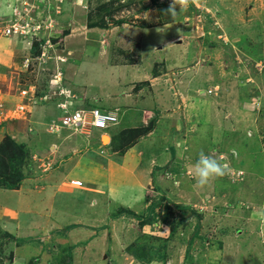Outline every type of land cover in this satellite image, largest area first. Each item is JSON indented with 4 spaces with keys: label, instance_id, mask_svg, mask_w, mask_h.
Instances as JSON below:
<instances>
[{
    "label": "rangeland",
    "instance_id": "rangeland-1",
    "mask_svg": "<svg viewBox=\"0 0 264 264\" xmlns=\"http://www.w3.org/2000/svg\"><path fill=\"white\" fill-rule=\"evenodd\" d=\"M171 2L0 0V13L7 8L11 15L0 20V45H7L10 58L9 65L0 62L8 68L7 80L21 89L47 92L49 99L62 95L56 63L61 62L65 36L86 37L94 28L99 37L91 33L90 40H103L100 46L108 51L104 30L122 22L143 28L170 21L178 33L161 45L168 60L156 52L145 57L155 59L150 67L155 80L149 85L155 105L136 118L137 128L125 119L116 123L119 136L112 152L117 156L143 141V150L134 152L146 160L144 172L152 170L145 176L134 173L142 175L143 197L115 204L105 199L84 208L91 217L78 225L87 227L82 235L70 236V221L57 229L54 219L60 213L42 201L45 192L40 189L55 169L47 129L38 139L34 129L31 135L22 129L24 123L11 122L12 115L0 108L8 119L4 123H13L5 125L0 145L12 136L25 150L16 191L27 201L31 196L30 204L22 200L30 208L18 207L24 213L0 204V264H264V228L253 215L264 210V0H199L184 12L177 5L175 17L165 11ZM14 22L21 27L19 33L5 36L3 31ZM74 26L78 29L71 31ZM124 43L125 38L117 44L119 50ZM60 72L71 74L65 67ZM125 123L124 136L120 126ZM17 131L30 136L15 137ZM91 131L79 135L89 141ZM106 138L104 144L110 142ZM85 143L76 155H84ZM201 152L228 166L224 177L205 187L191 174ZM66 181L64 192L72 188ZM37 192L40 197H34ZM72 193H63L66 201L60 209L80 210L68 204L77 200ZM6 199L0 196L2 203Z\"/></svg>",
    "mask_w": 264,
    "mask_h": 264
},
{
    "label": "crops",
    "instance_id": "crops-1",
    "mask_svg": "<svg viewBox=\"0 0 264 264\" xmlns=\"http://www.w3.org/2000/svg\"><path fill=\"white\" fill-rule=\"evenodd\" d=\"M10 16L7 8H5L0 13V20H2V17ZM121 24L104 30L107 32V39L104 41L108 45V51L100 46L103 40H90L89 36L91 33H97L99 37V30L95 33L92 32L95 30L94 28H91V31L86 26L89 30L85 34L86 37L81 34L65 36V39H63L64 48L59 51L60 54L58 55L61 62L57 61L56 64L59 74H61V78L58 77L59 87L66 92V95L58 94L59 98L54 96V94L50 99L48 97L45 100L47 92L38 94L32 86L28 89H21L17 87V83L12 82L10 84L6 73V71L9 72L8 68H3L0 64V68L3 69V72H0L2 78L0 79V108L4 112L8 111V116L10 117L14 110L24 105L27 109L26 113L19 114V116L12 115L9 120L15 124L24 123L25 127L22 129H29L31 135L36 131L38 139L45 135L44 133L47 129V141L50 142L49 149L51 153L55 154L53 160L50 162L55 163V169H52L53 172L48 176L46 184L40 189L42 190V194L45 192L43 195L45 200H41L44 204L47 203L46 201H49L50 207L55 208L60 213V216L56 214L58 218L54 219L57 229H64L61 225L66 223V221H70L72 224L70 236L72 233L75 234V232L76 235H82L84 230H86L87 227H78V225L82 224L81 220L91 217H88L84 213V208L93 207L97 202L103 204L105 199L107 203L111 204H115L117 201L127 203V197L132 198L133 196L134 200L138 198L142 199L141 190L143 189L139 186L140 179H142V175H149L152 171L148 170L144 172L148 167L143 165L146 163L144 162L146 160H141L136 156L137 154H134L143 144V141L136 143L128 150L119 152L120 156L112 152L114 147L113 142L117 141L116 138L119 136L118 130L115 129L124 119L126 123L127 120L130 121L129 125L135 124L136 118H140L145 114L147 115L149 109L155 105L153 89L151 92L149 88V85L152 88L153 80H155L153 70L150 68L154 67L155 59H147L145 57L156 52L159 56H162L161 59L168 60L164 58L165 48L161 45L168 41L170 43L173 37H178V33L176 34L174 31L175 23L170 21L168 23H160L158 21L154 27L151 25L143 28L128 26L129 24H125L124 22ZM77 29L78 27L74 26L71 31H76ZM124 38V48L127 50H124V48L119 50L117 44L123 41ZM1 43L0 62L9 65L8 61L10 58L7 45L5 43L3 45V42ZM74 43L75 46H71ZM87 46H89V49L85 50ZM109 51L111 52L109 53ZM162 51L164 54H162ZM170 59L173 58L170 57ZM64 67L68 68V71L71 72L66 77L64 73L60 72ZM156 80L158 81V79ZM160 80H164V78L161 77ZM24 90L28 92L26 96L22 95ZM155 93H157V88ZM61 104L66 105V110L70 113L77 110H91L95 108L103 112H116L118 113L119 123L115 124L112 127L113 129L109 128L105 131L92 129L90 135L87 137L88 141L87 139H83L79 133L73 132L71 129L63 126L61 122L64 110ZM2 109L0 110V123L3 122V124H0V140L1 136L3 137L4 130H6L4 129L5 125H8L7 127L13 125L11 122L4 123L8 119L4 118V114L1 112ZM126 123L120 126V131L125 130L124 133L122 132L124 136L127 135ZM166 124V122L161 124L162 130L165 132L167 127L163 125ZM57 126L58 129L56 130ZM134 126L137 128L136 124ZM65 132H68V134L65 135ZM16 134L15 137H22L23 135L24 138H27V136H30L29 133V135L25 136L24 133H20L19 131ZM104 135H107L110 139L108 144L103 143V141L105 143L107 141V136L103 138ZM84 140L85 142L87 141L83 145L84 147L81 148V150H86L84 151V155H76ZM152 143L153 145L155 144L154 142ZM90 144L91 146H89ZM134 147L136 148L133 150L132 148ZM141 148L139 150H143ZM158 161L159 159H153V162ZM135 171H138L142 175L138 176L134 174ZM63 179L67 180V183L72 180H79L84 184L83 188L72 187L73 189L71 188L66 191L68 193L70 191L71 193L73 192L72 194L77 197V200L68 202V204L74 203L79 206L80 210L77 212H74L69 207L60 209L64 207V201H66L64 199L66 194H63L66 192L62 191ZM149 180H147V184ZM105 189H108L106 198L103 196ZM11 192L13 193L0 189V196L7 198L4 203L0 201V204H3L2 206H7L9 210L17 211V213H24L22 208L18 209L19 206L30 208L26 204H30L31 196L28 197L29 201H27V196H23L22 198L16 190H11ZM36 194L40 197V192L34 193V197H36ZM131 194L133 195L130 197ZM10 198L15 201L11 205L9 204L11 202L8 201ZM57 198L59 201H56ZM24 199L26 204L22 203ZM101 200L103 203L100 202ZM23 209L27 210L26 208ZM97 211L99 212V210ZM8 226L12 227L13 224H8Z\"/></svg>",
    "mask_w": 264,
    "mask_h": 264
},
{
    "label": "built area",
    "instance_id": "built-area-1",
    "mask_svg": "<svg viewBox=\"0 0 264 264\" xmlns=\"http://www.w3.org/2000/svg\"><path fill=\"white\" fill-rule=\"evenodd\" d=\"M20 28L18 24L14 22L11 29H5L4 33L5 35H12V34H18L20 31ZM27 91L24 90L22 92V95L26 96ZM62 95H66V92L64 90H61ZM69 97V96H68ZM47 99L46 97L44 98ZM61 107L64 110V115L62 117V124L64 127L74 130L75 132L84 133V131H90L93 128L99 129V130H106L110 126H114L116 123H118V113L116 112H103L97 108L91 109V110H77L73 113H70L66 110V105L61 104ZM27 109L25 106H19L16 110H14L12 115L19 114H25ZM8 113V111H6ZM4 114V113H3ZM58 129V126L56 130ZM90 135V134H89ZM70 186L74 188H83L84 184L82 181L79 180H72L69 183Z\"/></svg>",
    "mask_w": 264,
    "mask_h": 264
},
{
    "label": "clouds",
    "instance_id": "clouds-1",
    "mask_svg": "<svg viewBox=\"0 0 264 264\" xmlns=\"http://www.w3.org/2000/svg\"><path fill=\"white\" fill-rule=\"evenodd\" d=\"M198 3L199 0H172V2L169 4V7L165 11L172 17H175L178 14L177 5H179V12H184L191 5ZM3 34L5 35L4 31ZM227 168V164H222L219 160L212 157L211 155H206L204 152H201L199 154V159L193 165L191 174L200 187H205L209 185L214 179L224 177L226 175ZM253 215L258 217L262 228H264V210L254 212Z\"/></svg>",
    "mask_w": 264,
    "mask_h": 264
},
{
    "label": "trees",
    "instance_id": "trees-1",
    "mask_svg": "<svg viewBox=\"0 0 264 264\" xmlns=\"http://www.w3.org/2000/svg\"><path fill=\"white\" fill-rule=\"evenodd\" d=\"M95 129V128H93ZM75 132L74 130H72ZM80 133V132H76ZM24 145L7 136L0 145V188L16 190L23 176L18 170L19 161L23 160Z\"/></svg>",
    "mask_w": 264,
    "mask_h": 264
}]
</instances>
